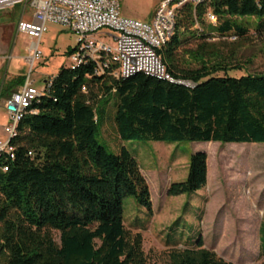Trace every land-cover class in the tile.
Wrapping results in <instances>:
<instances>
[{"label":"trees","instance_id":"16d2710c","mask_svg":"<svg viewBox=\"0 0 264 264\" xmlns=\"http://www.w3.org/2000/svg\"><path fill=\"white\" fill-rule=\"evenodd\" d=\"M209 11L218 24L204 30ZM246 18L260 19L264 37V0H207L178 11L174 35L158 54L175 79L193 87L144 74L98 75L93 62L62 69L33 104L37 113L19 124L15 159L0 154V264H149L143 236L125 226L124 200L135 197L152 215L150 187L124 146L114 153L100 143L106 106L116 96L112 119L121 142L264 144V75L229 77L241 68L211 61L219 57L213 35L243 38L248 29L239 21ZM186 34L198 40L195 49L185 47ZM182 55L200 68H184ZM207 184L208 155L195 154L187 180L168 195ZM168 264L233 263L198 239L194 248L170 252Z\"/></svg>","mask_w":264,"mask_h":264},{"label":"rangeland","instance_id":"374dc122","mask_svg":"<svg viewBox=\"0 0 264 264\" xmlns=\"http://www.w3.org/2000/svg\"><path fill=\"white\" fill-rule=\"evenodd\" d=\"M116 1L124 18L151 23L162 0ZM23 9L17 6L0 11V32L4 37L0 40V55L2 50L6 51L5 58L0 56V82L7 70L11 76L21 75L19 71L26 77L30 73L26 59L36 40L24 34L17 35ZM239 22L248 29L247 35L232 41L231 37L214 34L209 40L215 45L211 52L219 57L211 61L241 68L229 70V77L264 75V37L257 34L260 19L246 18ZM204 24V30L213 25L207 17ZM182 40H186L185 47L191 49L199 43L190 34L182 36ZM76 46L77 37L66 28L49 26L40 46L43 57L34 65L31 75L37 89H43L45 81L72 66L69 52ZM182 63L184 68H200L184 55ZM110 99L99 141L114 153H119V147L124 146L137 160L148 182L152 215L135 197H128L124 200V222L130 232L143 236V249L149 264H168L170 252L194 248L198 239L203 240L206 249L233 264L264 263V144L214 143L211 146L190 141L121 142L112 119L116 113V96ZM3 114L1 111L0 140L6 142L7 137L1 130L5 124ZM199 153L208 155L207 186L191 195L169 196L172 184L187 180L191 157ZM55 236L60 243V234Z\"/></svg>","mask_w":264,"mask_h":264},{"label":"built area","instance_id":"2783aa9c","mask_svg":"<svg viewBox=\"0 0 264 264\" xmlns=\"http://www.w3.org/2000/svg\"><path fill=\"white\" fill-rule=\"evenodd\" d=\"M207 0H162L151 23L126 19L116 0H0V11L23 6V14L17 25V33L36 40L31 47L30 75L34 65L43 57L40 45L50 25L66 28L77 37V46L70 55L75 69L93 62L97 74H109L116 79H127L144 74L172 84L193 87L189 82L175 79L168 71L158 50L167 45L175 31L176 16L187 5L197 7ZM32 19L26 21L25 19ZM208 21L217 26L218 18L209 11ZM110 31L111 33H104ZM107 40V41H106ZM232 41L237 37H231ZM115 46L113 45V43ZM30 75L22 89L6 102L9 123L4 128L6 142L0 141V154L15 159L12 140L18 136V126L51 88L52 79L44 90L34 87ZM32 155V154H30ZM4 171H8L5 168Z\"/></svg>","mask_w":264,"mask_h":264},{"label":"crops","instance_id":"0c3cea01","mask_svg":"<svg viewBox=\"0 0 264 264\" xmlns=\"http://www.w3.org/2000/svg\"><path fill=\"white\" fill-rule=\"evenodd\" d=\"M29 18V20H31L32 18L31 17H28ZM17 35H20V34H18L17 33ZM4 38L3 37V34H2V32H0V40H2V39ZM42 42V41H41ZM0 44H1V41H0ZM41 46V45H40ZM2 55H0L1 57H3V58H5V56H6V51L4 52V50H2ZM31 56V52H30V55H29V57ZM28 57V58H29ZM12 57L10 56L9 57V59H11ZM28 58L26 59V61L28 60ZM5 60V59H4ZM7 63H8V60H7ZM8 65H9V63H8ZM8 68V67H7ZM9 69V68H8ZM30 69H31V67H30ZM8 71V70H7ZM6 71V73L4 74V75H2V80H1V82H0V112L1 111H3V116H4V120H5V124H4V127L3 128H1V130H2V132H3V134L5 135V133H4V128L8 125V123H9V117H8V114H7V111H6V102H7V100L11 97V95L12 94H14V93H16V92H18V91H20L21 89H22V87L24 86V84H25V82H26V80H25V82H24V84H22V85H19V86H16V87H14V88H10L11 86H10V82H12V81H14V80H16L17 78H19V77H25L26 79H27V77L30 75V73H29V75L26 77L25 76V74L22 72V71H19V72H21L20 74L21 75H14V76H11V75H9V73ZM1 74V73H0ZM32 75V74H31ZM31 75H30V78H31ZM31 82L33 83V85H34V87H35V81H32V79H31ZM48 81H45V85H46V83H47ZM45 88V87H44ZM44 88L43 89H39V90H44ZM10 90V91H9ZM1 141V140H0Z\"/></svg>","mask_w":264,"mask_h":264}]
</instances>
